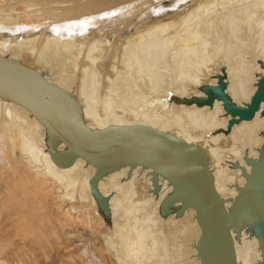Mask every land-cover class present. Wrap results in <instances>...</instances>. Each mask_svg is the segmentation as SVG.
Instances as JSON below:
<instances>
[{"label": "bare ground", "instance_id": "6f19581e", "mask_svg": "<svg viewBox=\"0 0 264 264\" xmlns=\"http://www.w3.org/2000/svg\"><path fill=\"white\" fill-rule=\"evenodd\" d=\"M0 56L44 71L72 93L90 128L145 124L202 146L224 198H234L264 141V101L250 120L231 115L204 84L222 74L244 105L264 74V0H0ZM44 125L0 97V264H200L195 211L162 216L172 187L128 166L89 184L95 168L50 158ZM65 147L62 142L57 150ZM231 202H226L228 207ZM234 235V233H233ZM238 264H262L258 241L234 239Z\"/></svg>", "mask_w": 264, "mask_h": 264}, {"label": "water", "instance_id": "95a60500", "mask_svg": "<svg viewBox=\"0 0 264 264\" xmlns=\"http://www.w3.org/2000/svg\"><path fill=\"white\" fill-rule=\"evenodd\" d=\"M261 66L264 68V63ZM225 89L224 76L219 74L215 84L201 86L204 96L187 101L212 104L215 98L221 99L232 116L227 131L234 123L252 119L259 110L264 101V74H260L256 90L244 105L236 104ZM0 97L24 106L44 125L49 156L57 166H70L81 157L95 168L89 184L102 212H109V195L103 196L97 187L103 176L124 166L129 167L127 176L136 166L150 168L153 193L160 191L159 177L172 187L161 200L162 216H180L186 209H194L201 229L195 243L200 264H238L234 239L238 240L243 230L256 237L264 264V141L256 158L244 155L249 171L234 162L241 168L245 182L236 185L239 191L234 198H224L214 187L202 146L145 124L90 128L75 96L48 82L44 71L0 56ZM62 142L65 147L57 150ZM227 201L231 202L228 207Z\"/></svg>", "mask_w": 264, "mask_h": 264}, {"label": "rangeland", "instance_id": "374dc122", "mask_svg": "<svg viewBox=\"0 0 264 264\" xmlns=\"http://www.w3.org/2000/svg\"><path fill=\"white\" fill-rule=\"evenodd\" d=\"M165 1V0H164ZM167 1V0H166Z\"/></svg>", "mask_w": 264, "mask_h": 264}]
</instances>
